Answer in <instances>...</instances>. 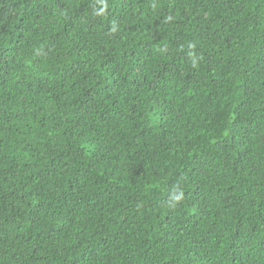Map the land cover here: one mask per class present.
Listing matches in <instances>:
<instances>
[{
  "label": "trees",
  "instance_id": "1",
  "mask_svg": "<svg viewBox=\"0 0 264 264\" xmlns=\"http://www.w3.org/2000/svg\"><path fill=\"white\" fill-rule=\"evenodd\" d=\"M0 264H264V0H0Z\"/></svg>",
  "mask_w": 264,
  "mask_h": 264
}]
</instances>
